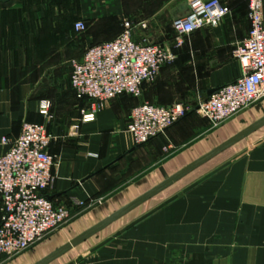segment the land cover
Here are the masks:
<instances>
[{
	"label": "crops",
	"instance_id": "1",
	"mask_svg": "<svg viewBox=\"0 0 264 264\" xmlns=\"http://www.w3.org/2000/svg\"><path fill=\"white\" fill-rule=\"evenodd\" d=\"M221 1L230 14L180 48L165 36L190 0L0 1V156L25 123L46 126L57 164L45 195L71 210L67 231L0 264H264V101L218 127L192 111L141 146L127 132L143 103L195 108L241 77L234 52L251 30L250 0ZM125 20L154 22L177 60L140 98L119 97L85 123L72 65ZM80 21L88 32L77 38ZM1 209L0 195V224Z\"/></svg>",
	"mask_w": 264,
	"mask_h": 264
},
{
	"label": "built area",
	"instance_id": "2",
	"mask_svg": "<svg viewBox=\"0 0 264 264\" xmlns=\"http://www.w3.org/2000/svg\"><path fill=\"white\" fill-rule=\"evenodd\" d=\"M263 8L264 0L249 1L251 30L234 52L242 65L241 77L195 108L183 104L137 106L127 128L136 145L164 135L192 111L218 127L264 100ZM229 14L230 8L221 0H190L188 15L173 23L177 47L198 31L217 28ZM148 28L147 22L125 20L117 38L89 47L83 61L73 63L71 85L79 100L90 102V110L83 111L85 123L94 122L97 113L119 97L140 98L143 86L155 82L161 70L177 60L164 44L137 40V31ZM74 29L80 34L88 32L84 21L77 22ZM50 108L44 103L41 113L47 115ZM53 139L46 126L25 123L18 138L2 142L7 150L0 156V257L24 254L71 219L68 206L56 205L45 195L57 164L50 153Z\"/></svg>",
	"mask_w": 264,
	"mask_h": 264
},
{
	"label": "rangeland",
	"instance_id": "3",
	"mask_svg": "<svg viewBox=\"0 0 264 264\" xmlns=\"http://www.w3.org/2000/svg\"><path fill=\"white\" fill-rule=\"evenodd\" d=\"M122 26H123V24H122ZM148 26H149V28H148V30H146V31H144V32H141V31H137V38H139L140 40H142V38H146L148 41H150V42H156L157 43V28L155 27V24H154V22H149L148 23ZM208 29V28H207ZM173 30H174V27H173ZM75 35L77 36V38H81L82 36H84V33L83 34H80V33H77L76 31H75ZM165 37H170L171 38V42H170V44H171V46L173 47H177V42H176V33H175V31H174V33L173 32H171L170 34H166V36ZM191 37V36H190ZM189 37V38H190ZM189 38H185L184 39V44H183V46L186 44V43H189ZM178 48V47H177ZM72 73V72H71ZM264 101V100H263ZM261 103V102H260ZM253 107H251L250 109H252ZM250 109H248V110H250ZM247 110V111H248ZM247 111H245V112H247ZM242 113H244V112H242ZM241 113V114H242ZM240 115V114H239ZM234 119V118H233ZM232 120V119H231ZM230 121V120H229ZM228 122V121H227ZM226 123V122H225ZM224 123V124H225ZM223 125V124H222ZM221 126V125H220ZM82 205V204H81ZM71 220V219H70ZM69 220V221H70ZM67 224H69V223H67ZM64 225L63 227H61L60 229H58V230H56L55 232H53L52 234H50L51 236H53L54 234H56V233H59L60 231H63L64 229H65V231H67L68 229H69V227H67L68 225ZM66 227V228H65ZM45 240V239H44ZM44 240L42 241V242H44ZM42 242H40V243H42ZM39 243V244H40ZM39 244H37V245H35L32 249H30V250H33L35 247H38V246H40ZM26 253V252H25ZM24 253V254H25ZM23 255V254H22ZM21 256V255H20Z\"/></svg>",
	"mask_w": 264,
	"mask_h": 264
},
{
	"label": "water",
	"instance_id": "4",
	"mask_svg": "<svg viewBox=\"0 0 264 264\" xmlns=\"http://www.w3.org/2000/svg\"><path fill=\"white\" fill-rule=\"evenodd\" d=\"M0 1H6V0H0ZM218 90H219V89L212 90L211 92H209L208 96H209V97L212 96V95H213L214 93H216ZM176 179H177V178H175L174 180H176ZM174 180H173V181H174ZM109 222H111V221H109ZM109 222H107V224H108ZM107 224H106V225H107ZM101 228H103V226H101L100 228H98V230L92 232L91 234H88L87 236H84V237L80 238L79 240L73 242L71 245H69L68 247L64 248L61 252H59L56 256H58V255H60V254H62V253L67 252L68 250H70V249H71L72 247H74V246H77L79 243H81L82 241L86 240L88 237H90V236L94 235L95 233H97L99 230H101ZM56 256H55V257H56ZM52 258H53V257H52Z\"/></svg>",
	"mask_w": 264,
	"mask_h": 264
}]
</instances>
